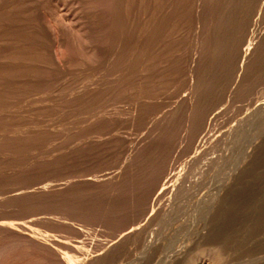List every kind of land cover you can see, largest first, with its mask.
<instances>
[{"label":"rangeland","instance_id":"rangeland-1","mask_svg":"<svg viewBox=\"0 0 264 264\" xmlns=\"http://www.w3.org/2000/svg\"><path fill=\"white\" fill-rule=\"evenodd\" d=\"M155 1L0 0V224L28 229H0V264L80 263L131 227L94 263L264 264V0H183L179 21ZM196 8L225 13L197 24ZM196 31L212 44L196 49Z\"/></svg>","mask_w":264,"mask_h":264},{"label":"bare ground","instance_id":"bare-ground-1","mask_svg":"<svg viewBox=\"0 0 264 264\" xmlns=\"http://www.w3.org/2000/svg\"><path fill=\"white\" fill-rule=\"evenodd\" d=\"M154 1H155V0H154ZM157 1H159L158 3H160V4L157 3L156 5H161V6H160L161 9H160V8H157V6H156V8H157L158 10H159V9L161 10V12L163 13V14H162V13H161V14H162L163 16L166 15L167 18H168V17H169V18H174L173 21H174V20L177 21L178 18H182V17H180L181 14H182V11L184 12V11L186 10L185 7L183 6V0H157ZM191 1H192V0H191ZM200 1H201V0H200ZM204 1L206 2V0H204ZM204 1H203V3H205ZM207 1H208V0H207ZM211 1H213V0H211ZM211 1H208V2H211ZM143 2H144V1H143ZM188 2H189V1H188ZM151 3H153V2L151 1ZM155 3H156V1H155ZM155 3H153V4L155 5ZM185 3H187V1H186ZM192 3H194V5H195V2H192ZM196 3H197V2H196ZM198 3H199V2H198ZM206 3H207V2H206ZM142 4H143V3H142ZM189 4H190V3H188V5H189ZM199 4H200V3H199ZM201 4H202V3H201ZM221 4L224 5V4H226V3H223V2H222ZM227 4H228V3H227ZM232 4H233V2H232ZM154 5H153V6H154ZM186 5H187V4H186ZM186 5H185V6H186ZM188 5H187V6H188ZM191 5H193V4H191ZM191 5H189L188 7H191ZM194 5H193L191 8H189L190 11H191V9H193V8L195 9ZM216 5H217V4H216ZM216 5H212V7H213V6H216ZM219 5H220V3H219ZM219 5H218V6H219ZM223 5H220V6L222 7ZM228 5H229V4H228ZM237 5H238V4H237ZM187 6H186V7H187ZM200 6H201V5H200ZM200 6H199V7H200ZM203 6H204V7H202V6H201V7H202V8H205V7H206V9H207V6H206L205 4H204ZM229 6H230V5H229ZM240 6H241V5H240ZM150 7H151V6H150ZM188 7H187V8H188ZM196 7H197V5H196ZM221 7H220V8H221ZM230 7H231V9H232V5H231ZM230 7H229V8H230ZM143 8H144V7H143ZM215 8L217 9V6H216ZM218 8H219V7H218ZM220 8H219L218 10L222 11V9H220ZM222 8L224 9V8H226V6H224V7H222ZM152 9H153V8H152ZM154 9H155V6H154ZM157 9H156V10H157ZM182 9H185V10H182ZM196 9H197L198 11H197V10H196L197 12L195 11V12H196V14H195L196 19H194V21L197 20L198 22L196 21V23L198 24V23L200 22V21H199V18H200V16L202 17L203 14L201 15V14L199 13L201 8H200V9L196 8ZM206 9H205V10H206ZM208 9H210V8L208 7ZM216 9L213 8L212 11H213V10L215 11ZM234 9H235V8H234ZM234 9H232V10H234ZM146 10H147V9H146ZM146 10H145V8H144V11H145V12H143V15H142V21H143L142 25H143V26H142V28L140 29L141 31H139V32L141 33V34H140L141 36H140V38H139V39H140V45H141V47L143 48V50H144V49L147 50V48H149L150 46H152V45H150V42H151L150 39H152V38H150V36H149V31H150L151 28H148V26H146V21L149 22L147 17H148L150 14H147V11H146ZM202 10H204V9H202ZM202 10H201V11H202ZM218 10L215 12L216 14H217ZM232 10L229 11V13L231 14V16H230V14H229V15L227 14V13H228V10H227L226 14L228 15V18H229V17H233V18H234V16L238 15V14H236V15L232 16ZM148 11H150V10H148ZM151 11H152V10H151ZM186 11H187V12H186ZM186 11H185V13H183V14H186V13L189 14V13H190V11H189V13H188V10H186ZM193 11H194V10H193ZM207 11H208V13L211 14V12H210L211 9H210V11H209V10H207ZM207 11H205L204 13L206 14ZM220 11H219V12H220ZM152 12H153V11H152ZM157 12H158V11H157ZM195 12H194V13H195ZM238 12H239V11H238ZM148 13H149V12H148ZM153 13H154V12H153ZM164 13H165V14H164ZM192 13H193V12H192ZM194 13H193L192 15H194ZM215 13L213 14V12H212V14H211L212 17H215V16H214ZM220 13H221V14H220ZM220 13H219V14H220L221 16L219 15V17H218V14H217V16H216V17H217V18H216L217 20H218L220 17L223 16V14L225 13V11H224L223 13H222V12H220ZM155 14H156V13H155ZM157 14H159L160 17L162 16L160 13H157ZM190 14H191V13H190ZM199 14H200V15H199ZM205 14H204V15H205ZM210 14H208V15H210ZM204 15H203V16H204ZM227 15H224V16H225L224 18H226ZM182 16H183V15H182ZM185 16H186V15H184V17H185ZM205 16H206V15H205ZM205 16H204V17H205ZM150 17H151V16H150ZM156 17H157V16H156ZM191 17L194 18V16H190L189 19H190ZM207 17L209 18V16H207ZM207 17H205V18L208 19ZM236 17H240V16L238 15V16H236ZM153 18H154V17H153ZM153 18H152V20H153ZM161 18H163V17H161ZM192 18H191V19H192ZM154 19H155V18H154ZM186 19H187V18H186ZM191 19H190V20H191ZM202 19H204V18L202 17ZM206 19H205V20H206ZM211 19H212V18H211ZM229 19H230V18H229ZM234 19H235V18H234ZM234 19H233V21H234ZM236 19H237V18H236ZM240 19H241V18H240ZM240 19H239V20H240ZM170 20H171V19H170ZM170 20L168 19V22H169ZM179 20H180V19H178V21H179ZM184 20H185V19H183V20H181V21H184ZM212 20H214V18H213ZM224 20H226V19H224ZM155 21H156V20H155ZM161 21L164 22L162 19H161L159 22H161ZM165 21H166V20H165ZM187 21H188V19L186 20V22H187ZM231 21H232V18H231ZM235 21H236V20H235ZM240 21H241V20H240ZM168 22H167V23H168ZM186 22H182V23H184V25H185V24L187 25L188 23H186ZM188 22H189V21H188ZM191 22H193V20H192ZM207 22H209V21L207 20ZM218 22H219V21H218ZM218 22H217V23H218ZM220 22H221V21H220ZM229 22H230V20H229ZM241 22H242V21H241ZM172 23H174V22H172ZM177 23H178V22H177ZM179 23H180V22H179ZM179 23H178V24H179ZM182 23H181V24H182ZM196 23H195V24H194V22L192 23V24L195 25V27H194L195 30L197 29V27H196ZM201 23L204 24L203 22H201ZM214 23H216V22L214 21ZM214 23H213V24H214ZM227 23H228V20L226 21L225 24H227ZM230 23H231V22H230ZM230 23L227 24L228 27L226 26V28H229ZM168 24H169V23H168ZM170 24H171V23H170ZM208 24H209V23H207V25H208ZM233 24L235 25V23H233ZM151 25H152V23H151ZM153 25H154V24H153ZM160 25H161V24H160ZM182 25H183V24H182ZM186 25H185V26H186ZM189 25H190V24H189ZM200 25H201V24H200ZM209 25H211V23H210ZM209 25H208V27H210V28L215 26V25H214V26H213V25H212V26H209ZM220 25H221V24H220ZM231 25H232V24H231ZM231 25H230V26H231ZM234 25H233V27H234ZM237 25H238V23H237ZM169 26H170V25H169ZM177 26H178V25H177ZM185 26H183V27H184V30H185ZM201 26H203V25H201ZM216 26L218 27L219 25H216ZM216 26H215V27H216ZM164 27H165V26H164ZM190 27H192V26L190 25ZM215 27H214V28H215ZM219 27H220V28H224V27H222V25L219 26ZM219 27H218L217 29L220 30ZM231 27H232V26H231ZM233 27H232V28H233ZM237 27H239V26H237ZM162 28H163V27H162ZM170 28L172 29V26H171ZM173 28H174V27H173ZM187 28H188V27H187ZM202 28L205 29V26H203ZM232 28H230V29L232 30ZM235 28H236V25H235ZM164 29H165V28H164ZM192 29H193V28H192ZM207 29H209V28H207ZM211 29H212V28H211ZM217 29L215 28V29H213V30L216 31ZM154 30H155V29H154ZM169 30H170V29H169ZM172 30H173V29H172ZM180 30H181V29H180ZM186 30H187V29H186ZM186 30H185V31H186ZM190 30H191V29H190ZM195 30H194V31H195ZM205 30H206V29H205ZM213 30H211L212 33L214 32ZM228 30H229V29H228ZM231 30H230V33H233V31L231 32ZM160 31H161V30H160ZM182 31H183V30H182ZM206 31H207V30H206ZM222 31L224 32V29H221V32L217 31V32H215V33H216V34H218V32H219V33H222ZM225 31H226V30H225ZM168 32H169V31H168ZM173 32H175V31H173ZM251 32H252V31H251ZM251 32H250V33H251ZM152 33L154 34L153 31H152ZM160 33H161V32H160ZM166 33H167V32H166ZM170 33H171V32H170ZM177 33H178V34H180V33L183 34V32H180V33L177 32ZM177 33H176V34H177ZM184 33L187 34V32H184ZM190 33H191V32H190ZM205 33H206V32H205ZM205 33H203V32H199V31H196L195 34H193L194 37H193V36H192V37L195 38V43H194V44H195L196 49H199V50H200V48L203 47V45H204L203 42H204V39H205L204 36L206 37V36L208 35L209 30H208V33H206L207 35H206ZM215 33H214V34H215ZM224 33L226 34V32H224ZM224 33H223V34H224ZM235 33H237V31L234 32V34H235ZM158 34H159V33H158ZM161 34H164V33H161ZM204 34H205V35H204ZM216 34H215V35H216ZM223 34H222V35H223ZM234 34H231L232 37H233ZM168 35H170V34L168 33ZM174 35H175V34H174ZM184 35H185V34H184ZM190 35H191V34H190ZM210 35H212L211 32H210ZM244 35H245V34H244ZM244 35H243V36H244ZM152 36H153V35H152ZM155 36H156V35H155ZM171 36H172V35H171ZM171 36H170V37H171ZM176 36H177V35H176ZM225 36H226V37H227V36L229 37V33L227 32V35H225ZM249 36H250V35H249ZM249 36H245V37L241 40V42H245V43H246V40L248 39ZM165 37H166V35H165ZM173 37H174V36H173ZM173 37H171V38H173ZM186 37H187V35H186ZM208 37H211V36L208 35V36H207V39H208ZM235 37H236V35H235ZM153 38H154V37H153ZM155 38H156V37H155ZM161 38H162V37H161ZM167 38H168V36H167ZM175 38H176V37H175ZM175 38H174V40H175ZM177 38H178V37H177ZM177 38H176V39H177ZM180 38H181V36H180ZM184 38H185V37H184ZM187 38H188V37H187ZM190 38H191V37H190ZM190 38H189V39H190ZM213 38H214V37H213ZM219 38H220V37H219ZM230 38H231V37H229V39H228V38H227V39L225 38V39H226V40H229V41L232 40V39H234V37H233L232 39H230ZM250 38H251V36H250ZM157 39H158V38H157ZM157 39H156V40H157ZM163 39L165 40V38H163ZM163 39H162V40H163ZM168 39H169V38H168ZM168 39H167V40H168ZM210 39H211V38H210ZM214 39H217V41H218V38H217V37H215ZM223 39H224V38H223ZM223 39L220 38V40H223ZM158 40H159V39H158ZM170 40H172V39H170ZM180 40H181V39H180ZM186 40H187V39H186ZM190 40H191V39H190ZM211 40H212V39H211ZM176 41H177V40H176ZM176 41L174 42L175 44H176ZM188 41H189V40H188ZM188 41H187V42H188ZM206 41H210V40L208 39V40H206ZM212 41H214V40H212ZM232 41H233V44H234V43H235L234 40H232ZM248 41H249V39H248ZM152 42H153V41H152ZM152 42H151V43H152ZM156 42H157V41H156ZM161 42H162V41H161ZM164 42H165V41H164ZM179 42H180V41H179ZM183 42H185V41L183 40ZM193 42H194V41H193ZM210 42H211V41H210ZM214 42H216V41H214ZM214 42H213V43H214ZM224 42H226V41H224ZM167 43H169V42H167ZM181 43H182V41H181ZM218 43H219V42H218ZM218 43H217V44H218ZM153 44H154V42H153ZM156 44H157V43H156ZM162 44H163V42H162ZM165 44H166V43H165ZM177 44H178V43H177ZM182 44H183V43H182ZM194 44H193V46H194ZM211 44H212V42H211ZM211 44H210V45H211ZM215 44H216V43H215ZM215 44H213V45H215ZM217 44H216V45H217ZM221 44H222V48H225V47H223V46H226V45L228 46L227 43L224 44V43L222 42ZM223 44H224V45H223ZM131 45H133V43H131ZM160 45H161V43H160ZM160 45L157 44V46H159V47H160ZM167 45H168V44H167ZM183 45H184V44H183ZM183 45H182V46H183ZM216 45H215V46H216ZM242 45H243V44H242ZM246 45H247V44H246ZM128 46H129V44H128ZM155 46H156V45H155ZM171 46H172V44H171ZM171 46H170V47H171ZM175 46H176V45H175ZM175 46H174V47H175ZM179 46H180V45H179ZM179 46H178V47H179ZM182 46H180V47H182ZM190 46H191V45H190ZM215 46H214V47H215ZM218 46H219V48L221 47L220 45H218ZM218 46H217V47H218ZM247 46H248V45H247ZM129 47L131 48V46H129ZM163 47L166 48L165 45H164ZM174 47H173V51H172V52H174ZM176 47H177V46H176ZM180 47H179V48H180ZM184 47H185V46H184ZM209 47H210V46H209ZM214 47H213V48H214ZM217 47H216V49H217ZM229 47L231 48V46H229ZM150 48H151V47H150ZM161 48H162V47H161ZM171 48H172V47H171ZM171 48H170V49H171ZM252 48H253V47H252ZM252 48H251V46L249 45L245 50H242V51H243V54H242V59H243V60H241V62H242L241 70L245 67L244 64H245V62H247V61H245V60H246V59L248 60V57H249L250 55H252V53L254 52V50H253ZM154 49H156V48H154ZM154 49H153V51H154ZM181 49H182V48H181ZM181 49H179V50H181ZM186 49H187V46H186ZM189 49H190V48H189ZM191 49H192V47H191ZM211 49H212V47H211ZM214 49H215V48H214ZM226 49L228 50L229 48L226 47ZM145 50H144V51H145ZM187 50H188V49H187ZM187 50H186V51H187ZM199 50H198V51H199ZM207 50H208V49H207ZM207 50H206V51H207ZM221 50H222V52H223L224 49H221V48H220V50L218 49V51H221ZM229 50H230V49H229ZM229 50H228V51H229ZM150 51H151V50H150ZM158 51L160 52V49H158ZM161 51H162V50H161ZM169 51H170V52H169ZM188 51H189V50H188ZM200 51H201V50H200ZM211 51H212V50H211ZM224 51H225V50H224ZM137 52H138V51H137ZM151 52H152V51H151ZM159 52H158V53H159ZM168 52L171 53V50H168ZM176 52H177V51H176ZM179 52H180V51H179ZM184 52H185V51H184ZM208 52H210V51H208ZM215 52H217V50H215ZM222 52H221V53H222ZM128 53H129V52H128ZM138 53H140V52H138ZM146 53H147V52H146ZM148 53H149V51H148ZM158 53H156V55H157ZM169 53H168V54H169ZM186 53H187V52H186ZM202 53H203V51H202ZM224 53H225V52H224ZM126 54H127V52H126ZM159 54H162V53H159ZM163 54H164V53H163ZM165 54H166V53H165ZM171 54H172V53H171ZM174 54H175V53H174ZM174 54H173V55H174ZM219 54H220V53H219ZM222 54H223V53H222ZM139 55H141V54H139ZM147 55H149V54H147ZM147 55H145V56H147ZM151 55H154V54H151ZM169 55H170V54H169ZM181 55H182V54H181ZM181 55H180V56H181ZM212 55H213V54H212ZM215 55H216V54H215ZM124 56H125V55H124ZM124 56H123V57H124ZM132 56H133V55H132ZM143 56H144V54H143ZM143 56H138V57H143ZM145 56H144V57H145ZM157 56H158V55H157ZM160 56H161V55H160ZM166 56H168V55H165V57H166ZM174 56H175V55H174ZM176 56H177V55H176ZM213 56H214V55H213ZM217 56H218V55H217ZM130 57H131V56H130ZM163 57H164V56H163ZM182 57H183V56H182ZM126 58H127V57H126ZM159 58H160V57H159ZM173 58H174V57H173ZM180 58H181V57H180ZM184 58H185V57H184ZM214 58H215V57H214ZM218 58H219V57H218ZM115 59H116V58H115ZM130 59H131V58H130ZM135 59H136V58H135ZM135 59H134V60H135ZM143 59H144V58H143ZM149 59H151V57H150ZM149 59H148V61H149ZM152 59H153V58H152ZM154 59H155V56H154ZM157 59H158V58H157ZM164 59H165V58H164ZM164 59L162 58L161 61L164 60ZM174 59H175V58H174ZM190 59H191V58H190ZM249 59H250V58H249ZM109 60H110V59H109ZM122 60H123V58H122ZM124 60H125V59H124ZM138 60H139V59H138ZM138 60H137V62L135 61V63H138ZM155 60H156V59H155ZM169 60H170V59H169ZM169 60H168V61H169ZM172 60H173V59H172ZM176 60H177V59H176ZM110 61H111V60H110ZM117 61H118V60H117ZM140 61H141V60H140ZM152 61H153V60H152ZM159 61H160V60H159ZM159 61H158V62H159ZM126 62H127V60H126ZM129 62H130V60H129ZM141 62H142V61H141ZM155 62H156V61H155ZM179 62H180V61H179ZM179 62H176V63H179ZM181 62H182V61H181ZM121 63H122V62H121ZM123 63H125V61H124ZM127 63H128V62H127ZM127 63H126V65H127ZM131 63H132V62H131ZM133 63H134V62H133ZM150 63H151V62H150ZM152 63H153V62H152ZM166 63L169 64V62H166ZM170 63H171V60H170ZM118 64H119V63H118ZM138 64H139V63H138ZM142 64H143V63H142ZM148 64H149V63H148ZM171 64H172V63H171ZM135 65H136V64H135ZM139 65H141V64H139ZM152 65H154V64H152ZM159 65H160V64H159ZM164 65H165V63H164ZM127 66H128V65H127ZM127 66H126V67H127ZM145 66H146V64H145ZM145 66L143 65L144 68H145ZM148 66H149V65H148ZM157 66H158V65H157ZM113 67H115V66H113ZM123 67H124V66H123ZM150 67H151V66H150ZM152 67L154 68V66H152ZM160 67H162V66H160ZM165 67L167 68V66H165ZM165 67H164V68H165ZM171 67H172V65H171ZM117 68H118V67H117ZM128 68H129V66H128ZM128 68H127V69H128ZM132 68H133V67H132ZM138 68H139V67H138ZM144 68H143V69H144ZM147 68H148V67H147ZM157 68H158V67H157ZM108 69H110V68H108ZM129 69H131V67H130ZM134 69H135V68H134ZM136 69H137V68H136ZM141 69H142V68H141ZM158 69H159V68H158ZM173 69H175V68H173ZM173 69H172V70H173ZM110 70H111V69H110ZM123 70H124V69H123ZM132 70H133V69H132ZM144 70H145V69H144ZM148 70H149V69H148ZM154 70H155V68H154ZM161 70H162V69H161ZM129 71H131V70H129ZM134 71H135V70H134ZM138 71H139V70H138ZM170 71H171V70H170ZM110 72H111V71H110ZM121 72H122V71H121ZM126 72H127V71H126ZM150 72H151V70H150ZM150 72H149V73H150ZM153 72H155V71H153ZM153 72H152V73H153ZM156 72H157V71H156ZM156 72H155V73H156ZM194 72H195V71H194ZM122 73H123V72H122ZM139 73H140V71H139ZM142 73H144V72H141V74H142ZM146 73L148 74L147 71H146ZM162 73H163V72H162ZM164 73H165V72H164ZM130 74H132V73H130ZM166 74H167V73H166ZM114 75H115V74H114ZM117 75H119V74H117ZM126 75H127V74H126ZM138 75H139V74H138ZM148 75H149V74H148ZM164 75H165V74H164ZM109 76H110V75H109ZM115 76H116V75H115ZM142 76H143V74H142ZM159 76H160V74H159L157 77H159ZM166 76H167V75H166ZM110 77H111V76H110ZM120 77H122V75H120ZM129 77H130V75H129ZM129 77H128V78H129ZM140 77H141V76H140ZM140 77H139V79H140ZM144 77H145V75H144ZM146 77H147V76H146ZM154 77H156V76H154ZM164 77H165V76H164ZM122 78H123V77H122ZM141 78H142V77H141ZM149 78H150V77H149ZM151 78H153V77L151 76ZM151 78H150V80H151ZM117 79H118V78H116V80H117ZM129 79H130V78H129ZM143 79H144V81H145V78H143ZM143 79H142V80H143ZM147 79H148V78H146V80H147ZM154 79H156V78H154ZM163 79H164V78H163ZM107 80H108V79H107ZM109 80H110V79H109ZM114 80H115V79H114ZM123 80H124V79H123ZM126 80H128V79L126 78ZM148 80H149V79H148ZM152 80H153V79H152ZM157 80H158V79H157ZM110 81H111V80H110ZM119 81H121V80H119ZM144 81H143V82H144ZM158 81H159V80H158ZM112 82H113V81H112ZM115 82H116V81H115ZM121 82H122V81H121ZM124 82L126 83V81H124ZM124 82H123V83H124ZM141 82H142V81H141ZM148 82H150V81H148ZM163 83H164V82H163ZM108 84H109V83H108ZM110 84H112V83L110 82ZM121 84H122V83H121ZM126 84H127V83H126ZM144 84H145V83H144ZM146 84H147V83H146ZM154 85H155V84H154ZM117 86H118V84H117ZM124 86H125V85H124ZM111 87H112V86H111ZM149 87H150V86H149ZM157 87H158V85H157ZM123 88H124V87H123ZM152 88H154V86H152ZM111 89H112V88H111ZM121 89H122V88H121ZM124 89H125V88H124ZM156 89H157V88H156ZM156 89H155V90H156ZM113 90H114V88H113ZM113 90H112V91H113ZM115 90H116V89H115ZM118 90H119V89H118ZM125 90H126V89H125ZM141 90H142V89H141ZM150 90H151V89H150ZM109 91H110V90H109ZM109 91H108V93H109ZM148 91H149V90H148ZM124 92H126V91H124ZM119 93H120V92H119ZM154 93H156V91H155ZM123 94H124V93H122V95H123ZM106 95H107V94H106ZM114 95H115V94H114ZM118 96H119V95H118ZM124 98H125V95H124ZM114 99H115V98H114ZM185 99H186V98H185ZM106 100H107V99H106ZM147 100H148V99H147ZM113 101H114V100H113ZM115 101H116V100H115ZM117 101H119V100H117ZM130 101H131V99H130ZM130 101H129V102H130ZM183 102H184V101H183ZM185 102H187V101H185ZM108 103H111V100H110V102H108ZM114 103H116V102H114ZM119 103H120V102H119ZM131 103H132V102H131ZM131 103H129V105H128V100H127V102H126V104H127L128 106H130ZM98 104H99V103H97V106H99ZM117 104H118V102H117ZM83 105H84V104H83ZM102 105H103V104H102ZM102 105H101V106H102ZM110 105H111V104H110ZM110 105H109V106H110ZM133 105H134V103H133ZM81 106H82V105H81ZM86 106H87V105H86ZM88 106H89V105H88ZM94 106H95V105H94ZM121 106H122V105H121ZM76 107H77V106H76ZM95 107H96V106H95ZM103 107H104V106H103ZM116 107H117V106H116ZM78 108H79V107H78ZM87 108H88V107H87ZM104 108H105V107H104ZM108 108H109V107H108ZM113 108H115V107H113ZM123 108H124V106H123ZM111 109H112V107H111ZM128 109H129V108H128ZM76 110H78V109H76ZM76 110H75V111H76ZM106 110H107V109H106ZM119 110H121V109H119ZM119 110H117V112H118ZM78 111H79V110H78ZM83 111H84V109H83ZM98 111H99V110H98ZM107 111H109V110H107ZM114 111H115V110H114ZM121 111H122V110H121ZM76 112H77V111H76ZM95 113H96V112H95ZM99 113H100V112H99ZM81 114H82V113H81ZM83 114H84V113H83ZM93 114H94V113H93ZM93 114H92V115H93ZM123 114H124V112H123ZM79 115H80V114H79ZM112 115H113V114H112ZM117 115H118V114H117ZM120 115H121V114H120ZM125 115H126V114H125ZM77 116H78V115H77ZM99 116H100V115H99ZM107 116H108V115H107ZM95 117H96V116H95ZM119 117H120V116H119ZM123 117H124V116H123ZM88 118H89V117H88ZM115 118H116V117H115ZM76 119H77V118H76ZM79 119H80V118H79ZM96 119H97V118H96ZM113 119H114V118L112 117V120H113ZM89 120H91V119H89ZM108 120H109V119H108ZM119 120H120V118H119ZM113 121H114V124H115L116 120H113ZM77 122H78V121H77ZM81 122H82V121H81ZM84 122H85V121H84ZM84 122H83L82 124H84ZM78 123H79V122H78ZM118 123H119V122H118ZM110 125H111V124H110ZM115 125H116V124H115ZM78 128H79V126H78ZM113 128L115 129V127H113ZM92 137H93V136H92ZM261 138H262V137H261ZM89 139H90V138H89ZM94 140H95V139H94ZM92 144H93V143H92ZM253 147H254V146H253ZM256 147H257V146H256ZM250 149H251V148H250ZM252 149H253V148H252ZM252 151H253V150H252ZM257 152H258V150H257ZM247 153H248V152H247ZM255 153H256V152L253 151V152H251V153L248 154V158H249L250 162H249V160H248V165H246L242 170H239V173H238V174L236 175V177H235V184H236V185L240 186L241 183H243V182H242V179H241L242 173H243L244 171L246 172V171L248 170V168H249L250 166H252L251 164H252L253 156H255V155H254ZM246 158H247V157H246ZM248 158H247V159H248ZM254 161H255V160H254ZM246 163H247V162H246ZM241 166H242V165H241ZM167 181H168V180H167ZM112 182H113V181H112ZM119 182H120V180H119ZM93 183H94V182H93ZM95 184H96V183H95ZM167 184H168V183H167ZM167 184H166V185H167ZM230 184H231V183H230ZM103 185H104V184H103ZM96 186H97V185H96ZM43 189H44V188H43ZM49 189H50V188H49ZM162 189L164 190L165 188H162ZM162 189H161V192H162ZM167 189H169V188H167ZM45 190H46V189H45ZM50 191H51V190H50ZM40 193H42V192H40ZM163 193H164V192H163ZM19 195H20V194H19ZM160 195H161V194H160ZM20 196H21V195H20ZM22 196H23V195H22ZM14 197H15V196H14ZM153 209H154V208H153ZM133 227H134V226H133ZM131 228H132V227H131ZM131 228L129 229L130 232H128L129 230H127L128 233L126 232L125 234H123V235L120 237V239H119L117 242H115V244H113L112 246L110 245V247H108V249L104 252V255H100V256H98V257H96V258H95V257H87V258H84V260L81 259V260H80V263H76L75 261L69 259L68 261L65 260V261L63 262V264H95L96 261H98V260H100V259H102V258H104V257L106 258V256H108V255H109L112 251H114L116 248H118V247H120V246H123V244H125V242L127 243V241H129V240H131V239H134V240H133V242H134L136 236L139 235V234L142 232V231H141L142 229L139 230L138 228H135V227H134V228L131 230ZM139 228H141V227H139ZM0 229H2V230H6V231H9V232H16V234H17V233H19V234H24L23 232L28 231L27 226L24 225L23 223H22V224H21V223H19V224L2 223V224H0ZM29 231H30V230H29ZM33 233H34V232H33ZM36 235H37V234H36ZM20 236H21V235H20ZM33 236H34V235H33ZM139 236H140V235H139ZM139 236H138V237H139ZM144 237H145V236H144ZM35 238H36V237H35ZM140 238H141V237H140ZM140 238H139V239H140ZM136 239H137V238H136ZM145 239H146V238H145ZM39 241H40V240H39ZM41 241H43V240H41ZM49 241H50V240H49ZM131 241H132V240H131ZM138 241H139V240H138ZM36 242H37V241H36ZM136 243H137V242H136ZM39 244H40L41 246H43V245H44V246H49V247L51 246V245H47L46 242H44V241H43V242H39ZM128 244H129V243H128ZM133 244H134V243H133ZM54 245H55V246H58V244L56 245L55 242H54ZM59 246H60V244H59ZM49 247H48V248H49ZM60 247H61V246H60ZM51 248H52V246H51ZM77 261H79V260H77ZM94 262H95V263H94Z\"/></svg>","mask_w":264,"mask_h":264}]
</instances>
